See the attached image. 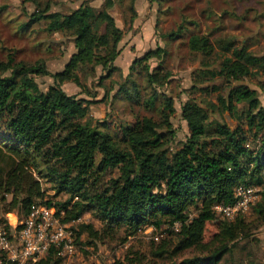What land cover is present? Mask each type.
I'll return each instance as SVG.
<instances>
[{
    "label": "trees",
    "instance_id": "16d2710c",
    "mask_svg": "<svg viewBox=\"0 0 264 264\" xmlns=\"http://www.w3.org/2000/svg\"><path fill=\"white\" fill-rule=\"evenodd\" d=\"M135 1L129 0L133 18L137 13ZM22 2L38 6L28 14L25 26L47 20L50 33L63 32L72 36L76 52L66 70L53 74L54 83L47 90H43L34 78L35 74H49L44 63L33 65L16 61L12 55L6 62H0V126L11 133L10 140L14 142L5 137L0 140L9 150L25 157L0 180V204L5 212L0 224L5 222L9 212L16 211L21 218L29 214L39 194L28 186L32 169L37 168L40 173L45 170L58 183L59 190L69 194L68 200L58 208L65 211V222L76 220L91 210L111 232L126 226L130 234H135L148 225L159 228L166 224L169 232L191 240L201 253L171 264H230L225 257L233 253L234 241L245 232L242 215L235 220L221 221L219 231L207 241L206 225L216 218L215 204L236 201L235 193L240 185L264 187V144L259 149H251L248 143L250 132L257 134L264 130V107L255 89L244 83H231L261 75L264 55L255 54L245 44L239 46L233 37L213 40L210 33L191 34L190 50L205 57L218 54L222 67L218 73L210 69L209 74L211 77L220 74L229 84L227 94L219 96L218 103L209 102V111L196 102L183 107L188 123L195 127L203 124L205 133L192 132L183 147L170 152L163 123L145 116L138 128L129 133L127 147L101 129L100 120L95 122L88 117L92 102L68 94L63 88L67 79L80 84L76 69L100 67L104 74L102 79L111 77L118 69L113 62L121 52L119 43L123 30L109 9L124 1L105 0L100 9L83 2L69 13L50 11V3L40 7L36 3L41 4V0ZM190 24L199 26L198 21L184 17L178 28L167 36L187 34ZM166 54L165 48L157 47L144 58H163ZM140 61L142 59L134 61L127 78L137 96L140 91L132 72ZM202 65L207 62L203 60ZM146 69L149 96L143 104L155 109L158 88L170 73L161 76ZM120 92L127 98L132 96L127 84L121 83ZM163 108L167 113L164 122L168 125V117L174 112L170 97L165 99ZM217 110L222 116L229 112L237 120V126L232 128L225 121L210 119L211 113ZM40 166L43 167L39 169ZM116 170L118 174L102 180ZM7 193L13 195L9 202ZM46 204L54 206L51 201ZM191 208L197 211L194 215ZM252 208L264 218V189ZM84 227L98 235L93 225ZM81 232L75 230L76 236ZM173 244L172 239H161L156 246L153 243L152 257H167L176 248L172 250ZM62 259L53 247L34 264H62Z\"/></svg>",
    "mask_w": 264,
    "mask_h": 264
},
{
    "label": "rangeland",
    "instance_id": "374dc122",
    "mask_svg": "<svg viewBox=\"0 0 264 264\" xmlns=\"http://www.w3.org/2000/svg\"><path fill=\"white\" fill-rule=\"evenodd\" d=\"M123 1V4H116L109 9L115 16L117 25L123 30L119 43L121 52L113 62L118 69L111 77L104 79L101 78L104 74L100 67L96 70H92L91 66L81 71L76 69L80 84L67 79L63 82V88L68 94H76L92 102L89 105L88 117L95 122L100 120L99 127L127 147L129 133L138 128L139 121L145 116L153 117L157 122L163 123L162 130H165L169 138L167 147L173 152L186 144L192 132L205 133L203 124L195 127L188 123L183 116V107L196 102L209 111V102L218 103V97L227 94L229 85L220 74H213L212 77L209 74L210 69L218 73L222 67L221 57L218 54L205 57L192 52L188 45L189 36L199 32L210 33L213 40L233 37L239 46L245 44L255 54L264 55V0H136L135 18L132 17L129 0ZM83 2L100 9L105 0H41V4H36L44 7L50 3V11L69 13ZM37 7L34 3H23L22 0H0V62H6L8 56L12 55L16 61L33 65L44 63L49 74H35L34 78L43 90H47L54 83L53 74L67 69L68 61L76 52V48L71 35L63 32L50 33L47 30V20H39L25 26L29 21L28 14ZM184 17L198 21L199 26L190 24L187 34L168 37V33L175 31ZM157 47L167 50L163 58H144L150 50ZM136 59H142L137 62L132 72L140 96H137L127 80L131 65ZM203 60L207 65H202ZM146 67L161 76L170 73L158 88L155 109L146 108L143 104L144 99L149 96L146 88ZM121 83L128 85L132 92L131 98L120 92ZM231 83H244L255 89L264 107V72L259 76ZM167 97L173 100L174 112L168 117V125H165L167 113L164 112L163 105ZM240 107L243 108L244 104H240ZM211 114L210 119L225 121L232 128L237 126V120L227 111L224 116L220 110ZM0 137H5L8 141L12 138L11 133L4 131L3 126H0ZM248 143L251 149L263 146L264 130L257 134L250 132ZM24 158L23 155L9 150L0 140V180L6 178ZM116 174L118 170L104 176L102 180L106 181ZM28 186L39 193L34 202L36 204L51 201L59 208L60 203L69 198V194L60 191L58 183L45 170L40 173L37 168L32 169V179ZM12 197V194L7 193V202L11 201ZM255 203L241 214L245 232L234 241L233 253L225 257L230 264H264V218L255 213L252 208ZM71 206L72 204L69 205ZM196 212L191 208L192 215ZM4 215L0 204L2 222ZM224 219L217 213L216 218L207 223L206 241L219 231V224ZM67 224L77 232H82L80 236L77 235L76 253L64 256L62 264H171L201 254L195 243L169 232L166 224L159 228L148 225L135 234H130L126 226L114 228L111 232L91 210L76 220L67 221ZM83 225H93L98 235H93L91 229L82 228ZM161 239H172V250L176 248L167 257L153 258V243L156 246ZM34 263L36 262L29 261L25 264Z\"/></svg>",
    "mask_w": 264,
    "mask_h": 264
},
{
    "label": "built area",
    "instance_id": "2783aa9c",
    "mask_svg": "<svg viewBox=\"0 0 264 264\" xmlns=\"http://www.w3.org/2000/svg\"><path fill=\"white\" fill-rule=\"evenodd\" d=\"M261 187L240 185L233 204L218 203L213 209L225 219L235 220L260 198ZM64 215L63 209L40 203L33 204L25 218L16 211L7 213L5 222L0 224V264L36 262L53 247L62 257L75 254L77 236L63 220Z\"/></svg>",
    "mask_w": 264,
    "mask_h": 264
}]
</instances>
